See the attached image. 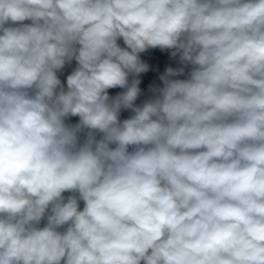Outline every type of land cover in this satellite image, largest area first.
I'll return each mask as SVG.
<instances>
[{
    "label": "clouds",
    "instance_id": "9594fccd",
    "mask_svg": "<svg viewBox=\"0 0 264 264\" xmlns=\"http://www.w3.org/2000/svg\"><path fill=\"white\" fill-rule=\"evenodd\" d=\"M0 264H264V0H0Z\"/></svg>",
    "mask_w": 264,
    "mask_h": 264
},
{
    "label": "rangeland",
    "instance_id": "374dc122",
    "mask_svg": "<svg viewBox=\"0 0 264 264\" xmlns=\"http://www.w3.org/2000/svg\"><path fill=\"white\" fill-rule=\"evenodd\" d=\"M156 58L158 59V62H161V64H160L161 66H158L157 64H154V63H152L150 61L151 64H153L155 67L158 68V72L155 75H146V76H144L143 77V84H142V86H144L145 84H148L150 82H156L157 75H159L160 73H162L166 67H168V66L174 67L175 66L172 61H169V63H164V62H167L168 59L165 60L166 58L163 57V56H160V55L157 54V57ZM161 86H162V84H161Z\"/></svg>",
    "mask_w": 264,
    "mask_h": 264
},
{
    "label": "crops",
    "instance_id": "0c3cea01",
    "mask_svg": "<svg viewBox=\"0 0 264 264\" xmlns=\"http://www.w3.org/2000/svg\"><path fill=\"white\" fill-rule=\"evenodd\" d=\"M155 52H157V53H151L150 55H149V60L152 62V63H154V64H157L158 66H161L160 64H161V62H158V59L156 58L157 57V54L158 55H160V56H162L159 52H158V50H155ZM164 57V56H163ZM166 59H168L167 60V62H164V63H169V61H172L173 62V64L175 63V61H173L172 59H169V58H167V57H165ZM164 59V58H163ZM165 59V60H166ZM175 65V64H174ZM174 67H176V66H174ZM156 84H160L161 85V82L158 80V75H157V77H156V82H155ZM128 115H130V113H127V112H125L124 114H123V117L122 118H127V116ZM72 122H75V118L73 119V121ZM83 206V204H82V202H81V207Z\"/></svg>",
    "mask_w": 264,
    "mask_h": 264
},
{
    "label": "built area",
    "instance_id": "2783aa9c",
    "mask_svg": "<svg viewBox=\"0 0 264 264\" xmlns=\"http://www.w3.org/2000/svg\"><path fill=\"white\" fill-rule=\"evenodd\" d=\"M159 52V51H158ZM161 54V53H160ZM162 56H164V57H167V58H169V56H168V54L167 53H164V54H161ZM169 59H171V58H169ZM173 61H175L177 64H178V61L177 60H174V59H172ZM179 65V64H178ZM177 78H181V79H183L184 78V76H182V77H177ZM143 87V86H142Z\"/></svg>",
    "mask_w": 264,
    "mask_h": 264
},
{
    "label": "trees",
    "instance_id": "16d2710c",
    "mask_svg": "<svg viewBox=\"0 0 264 264\" xmlns=\"http://www.w3.org/2000/svg\"><path fill=\"white\" fill-rule=\"evenodd\" d=\"M153 53H157V52L153 51L152 54H153ZM166 60H167V59H166ZM174 64H175L176 67L179 66L176 62H175ZM184 78H186V77L184 76Z\"/></svg>",
    "mask_w": 264,
    "mask_h": 264
}]
</instances>
